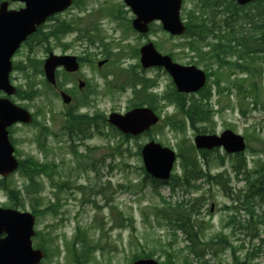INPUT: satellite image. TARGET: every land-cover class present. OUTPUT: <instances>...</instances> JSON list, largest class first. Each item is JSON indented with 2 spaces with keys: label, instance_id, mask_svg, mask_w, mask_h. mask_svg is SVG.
Wrapping results in <instances>:
<instances>
[{
  "label": "rangeland",
  "instance_id": "obj_1",
  "mask_svg": "<svg viewBox=\"0 0 264 264\" xmlns=\"http://www.w3.org/2000/svg\"><path fill=\"white\" fill-rule=\"evenodd\" d=\"M219 1L233 6L232 0L216 2ZM260 5L264 3L251 2L238 8V19L233 23L235 33H227V38L235 34L258 37V30H253L258 22L247 18L260 13L259 17L264 19ZM9 7L18 9L22 3L11 1ZM222 8L223 5L202 6L201 0H183L180 13L184 20L189 15L222 20L227 15ZM131 18L133 14L124 0H74L64 12L55 15L56 21L47 20L41 29L47 32L56 23L65 22L74 25L70 32L57 40L37 32L13 55L14 68L9 78L30 98L10 99L31 111L35 121L11 125L10 141L19 162L29 165L31 159L37 165L44 164L47 172L36 174L38 196L42 198L39 204L29 200L25 192L30 182L20 172L0 178V206L11 205L13 198L7 191L11 189L19 190L12 195L19 203L16 209L36 210L32 245L45 252L39 264H130L135 256L153 257L160 264H264V254L249 252L264 238L263 222L257 226L254 223L255 215L264 211V201L253 198L255 215L250 222L244 197L249 191L244 174L254 176L259 164L264 163V53L255 51L240 59L243 62L252 57L250 66L258 69L252 72L250 67V71L242 72L203 54L210 52L216 42L211 36L207 42L197 43L201 48L198 53L189 46V36H171L158 22L147 33L139 34L132 28ZM91 37L96 38L92 44L88 40ZM148 41L160 53H170L177 63L193 64L210 72L203 88L210 92L208 99L201 98L198 92L182 94L186 110H191L194 102L208 109L207 121L196 122L192 127L184 110L162 99L175 85L163 67L140 65L138 50ZM48 51L82 59L76 72L85 81L81 89L76 80L58 69L60 85L71 95L72 106L64 105L45 83L42 60ZM105 58L107 62L98 70L96 60ZM227 58L234 62L239 56L236 53ZM129 79L138 82L136 89L143 88L155 96H137ZM118 84L124 87L114 89ZM141 104L154 107L160 116L158 124L148 132L125 137L108 124L106 117L111 112L122 114ZM96 112L100 114L95 120L99 129L87 120L95 117ZM167 118L184 121L181 130H173ZM66 122L78 133L84 130L86 135H75L73 142L69 141L61 129ZM225 129L244 137L243 152L228 154L222 148H213L202 155L195 147V135L220 134ZM150 140L175 151L178 157L172 171L174 178L181 180L183 176L182 158L197 164L188 176L200 173L198 168L202 176L174 189L171 177L165 183L152 182L140 156L142 145ZM77 164L81 165L80 171L74 170ZM206 174H220V183L209 182ZM182 199L193 203L195 212L190 219L180 217L174 208ZM51 204L53 212L46 210ZM175 218H180L184 228L196 231L197 236L186 234ZM192 220L196 225L191 228ZM74 236L93 243L88 259L80 255L76 261L78 254L70 253L69 245L64 244ZM76 248H80V243Z\"/></svg>",
  "mask_w": 264,
  "mask_h": 264
},
{
  "label": "water",
  "instance_id": "obj_2",
  "mask_svg": "<svg viewBox=\"0 0 264 264\" xmlns=\"http://www.w3.org/2000/svg\"><path fill=\"white\" fill-rule=\"evenodd\" d=\"M22 1L25 7L18 10L8 9V2H0V90L10 95L15 88L10 85L8 74L11 70L10 58L28 35L36 31L37 26L47 17L63 11L72 0H13ZM135 18L132 27L139 33L148 31L149 24L160 21L162 28L171 35H181L185 26L180 19L182 0H124ZM252 0H237L245 4ZM140 63L144 68L161 66L170 75L178 92H194L205 83V73L194 65H181L173 62L170 56L159 53L152 42L139 49ZM105 60L98 62V65ZM62 65L67 71H75L78 63L75 56L50 53L44 60L43 69L46 79L55 84V68ZM83 84L80 83V87ZM64 103L70 97L61 93ZM108 123L122 133L138 135L148 130L158 121V116L149 107H134L125 113L112 112ZM20 121H31L30 113L7 98H0V175L7 176L16 170L18 162L13 155V146L8 139L6 127ZM197 148L211 149L223 146L229 152H239L245 147L243 137L231 130H224L220 136L198 134L194 138ZM141 157L145 171L154 178L166 180L175 160V153L159 143L149 141L141 148ZM34 216L27 211H18L0 206V264H37L43 257L40 249H33L31 237ZM3 234V235H2ZM132 264H159L152 258H141ZM240 264V263H237Z\"/></svg>",
  "mask_w": 264,
  "mask_h": 264
},
{
  "label": "trees",
  "instance_id": "obj_3",
  "mask_svg": "<svg viewBox=\"0 0 264 264\" xmlns=\"http://www.w3.org/2000/svg\"><path fill=\"white\" fill-rule=\"evenodd\" d=\"M217 0H201L202 6L204 4H208V3H215ZM220 2V1H219ZM217 5H223L224 7V11H226L227 13H231L234 14L236 13L237 15V8L238 6L235 5L233 3V7L231 8V4H223V3H218L216 2ZM262 7V6H261ZM260 9V8H259ZM262 11H264V7L261 8ZM260 13H257L255 15H252L249 17V21L252 22V17H257L260 20V23H258V26H255L254 29H256V31L258 30V37L252 38V37H247L246 35L241 34L240 36H237L235 34V36L227 38V33H235V31L232 28L231 25V18L235 17V16H226L222 22L223 25H218L214 20L206 22L204 20H189L187 23V33H189V37H190V42H189V46L194 49L196 52L201 53V48H198V44L201 41H206L207 42V37L211 36L213 38L216 39V42L212 44L211 50L210 52H204V55L210 54L211 58L217 59L219 61L220 64L225 63V64H231L234 65L236 68H240V69H244L245 66H243L244 62H231L230 60H225V56L227 54H234V53H238V56L242 57V54H245L243 50H241V47L243 49L246 50L247 53H253L254 51H260L263 52L264 51V24L261 23V19L259 17ZM74 27L73 24H68L65 22H59L56 25L51 27V32L55 35H57V37H60V35L65 34V32L69 29ZM222 28L224 29V32L222 33ZM226 29H230L229 31H225ZM95 37H91L89 38V42H93L95 41ZM234 42V45H232V43ZM196 43V47L195 44ZM198 43V44H197ZM260 43H262V47H260ZM235 46H239L238 49L235 48ZM235 48V49H234ZM170 54V53H168ZM221 56L224 57V60L220 59ZM250 60L252 59V57H249ZM247 70H251L252 68V72H257L258 69H256L255 67L250 66V64L246 65ZM251 67V68H250ZM208 75H210V72L207 73ZM132 78V77H131ZM130 78V79H131ZM130 79L128 80V82L130 81ZM147 80V79H146ZM129 84L131 86H133L134 88V93L138 96H142V97H154L155 94L152 92H145L143 91V88H137L136 89V84H138V82L133 83V80H131L129 82ZM145 84V83H144ZM124 85L118 84L116 86H113L114 89H121L123 88ZM30 89V87H28L26 90ZM34 89H31V91L33 92ZM37 91V90H35ZM17 96L19 98H30V95L27 94L26 92H22L21 90H17ZM203 95L201 96V98H206L208 99V95L210 94L209 91H205L202 93ZM183 95L176 92V90L173 88L172 90H170L169 92H167L166 94H164L162 96V99H165L171 103L176 104L178 107H180L182 110H184V113L186 114V117L189 120L190 126L194 127V123L199 122V121H207L209 119L208 114H207V110L205 108H202L200 106V102H194V106H192L191 110H186L184 108V104H183ZM192 104V103H191ZM136 106V105H133ZM154 108V107H153ZM155 109V108H154ZM242 112H244V110H242ZM100 116L99 113H95V117L93 118H85L88 120V123H90L92 125V121H93V127H96V129H99V126L95 123V120ZM84 117H88L87 115H85ZM82 116H78V119H80L81 121L84 120V118H82ZM102 119L105 121V116L102 115ZM168 122L167 124L173 129V130H181L182 124L184 123V121L182 122H176L173 121L171 118H167ZM84 122V121H83ZM46 130H48V127L43 126ZM64 136L67 137V139H69V141L73 142V138L75 135H79V136H85L86 133L84 130H79L78 133V129H74L72 128V126H70L67 122L64 123V125H62L61 127ZM202 155H205V152H201ZM180 157V156H179ZM29 165H26L25 161H20L19 165H18V172H20V175L25 176L28 178L29 182H30V187L26 190V194L27 196H29V200L35 203H41L42 201H40V196H38V192H40V185L38 184V182H36V174L38 173H46L47 169L45 167L44 164H40L37 165L35 162H32L31 159H28ZM180 165L183 168V176L180 180V178H174V176H171V180H173L171 182V186L174 189L175 186H184L186 184V181L189 179H195L197 177L202 176L201 173V169L198 168L196 169L198 172L200 173H196L193 174L191 177L188 176V173H190L191 171H193L195 168H197V164L195 162V160H190L189 158H182L180 161ZM81 167V165L79 166ZM237 169V168H236ZM240 169V168H238ZM190 171V172H189ZM256 171V172H255ZM254 171V176H247V173H245L244 177L246 180V183L249 187V191L245 194V202L247 201V210L250 213V222L253 219V216L255 215L254 213V209H253V198H257L259 201H264V163L261 162L259 164V168L257 170ZM208 181L209 182H214L216 184L220 183V174L216 175V176H211L209 174H206ZM147 177V175H146ZM183 179V181H182ZM152 182L154 183H165V182H158L155 180H152ZM8 193L11 194V197L13 198L11 205L12 207H18L19 203L18 200H16V195L13 197V193H18V191L15 190H11V189H7ZM102 190H97L96 192H101ZM103 193V192H102ZM94 203V202H93ZM53 204L48 205L46 207L47 211L53 212ZM110 207L113 209V205L110 204ZM177 214L180 215V217H185L186 219H190L191 214L194 213L195 211L193 210V203L190 201H188V199H182L179 203L176 204V206L174 207ZM34 212H36L35 209H33ZM255 219L257 222L255 223V226H257L258 224H261L263 222L264 224V211H262L261 213H258L255 215ZM118 222L120 221V219L117 220ZM175 221L177 223V225L179 226V228L183 229V231H185L186 234H191L194 233L195 237L197 236V232L194 230H189L186 229L182 226V224L179 223L180 218H175ZM193 223H191V228L194 227L196 225L195 220H192ZM254 238V237H253ZM261 243L259 244H254L255 246H252L251 250L249 252H253L257 255H259V253L264 254V238H261ZM190 241L192 243H194V240L192 238H190ZM80 243V248L77 249L76 248V244ZM64 244L69 245L70 248V253H77L78 256L76 258V261L78 260V258L80 257H84L86 259H88V253L91 249V247L93 246V243L91 241L86 240L85 238L82 239H78L77 237L74 236V238L70 241H64ZM43 246V245H41ZM44 248V247H43ZM148 256V255H145ZM137 256H135L134 258H136ZM242 264H245L244 262H241Z\"/></svg>",
  "mask_w": 264,
  "mask_h": 264
},
{
  "label": "flooded vegetation",
  "instance_id": "obj_4",
  "mask_svg": "<svg viewBox=\"0 0 264 264\" xmlns=\"http://www.w3.org/2000/svg\"><path fill=\"white\" fill-rule=\"evenodd\" d=\"M203 16L202 15H199V16H197V18L198 19H201ZM48 20L49 21H56L57 19H55V15H53V16H51V17H49L48 18ZM49 53V52H48ZM79 59L82 61V59L79 57ZM86 61H88V58H84ZM106 59V58H105ZM99 61H102V59L101 60H96V65H97V63L99 62ZM85 64H87L86 62H84ZM103 67V65L101 66V67H98V70H100L101 68ZM60 70H62V68H60ZM59 71V70H58ZM67 76L68 77H70V78H72L73 80H76V82L78 83V81L79 80H81V82H84L85 83V81L84 80H82L81 78H79L77 75H76V72L75 73H68L67 74ZM53 90H54V92L58 95V97H59V92L61 91V90H64V88H60V87H58L57 85L55 86V89L53 88ZM67 92V91H66ZM68 93V92H67ZM2 96V93H0V97Z\"/></svg>",
  "mask_w": 264,
  "mask_h": 264
}]
</instances>
